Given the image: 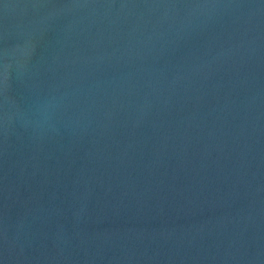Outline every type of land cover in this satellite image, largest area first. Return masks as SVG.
I'll return each mask as SVG.
<instances>
[{"label": "water", "instance_id": "obj_1", "mask_svg": "<svg viewBox=\"0 0 264 264\" xmlns=\"http://www.w3.org/2000/svg\"><path fill=\"white\" fill-rule=\"evenodd\" d=\"M0 264H264V0H0Z\"/></svg>", "mask_w": 264, "mask_h": 264}]
</instances>
